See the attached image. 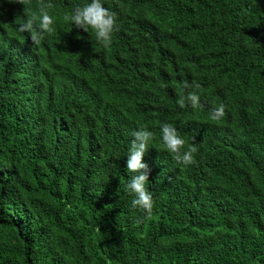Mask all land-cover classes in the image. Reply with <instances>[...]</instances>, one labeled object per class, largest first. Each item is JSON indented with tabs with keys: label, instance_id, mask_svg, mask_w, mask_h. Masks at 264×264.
<instances>
[{
	"label": "trees",
	"instance_id": "trees-1",
	"mask_svg": "<svg viewBox=\"0 0 264 264\" xmlns=\"http://www.w3.org/2000/svg\"><path fill=\"white\" fill-rule=\"evenodd\" d=\"M44 2L55 31L37 46L0 0V264H264V0H102L107 49L62 19L91 0ZM191 90L202 106L181 108ZM165 122L195 163L163 146ZM141 126L150 219L127 190Z\"/></svg>",
	"mask_w": 264,
	"mask_h": 264
},
{
	"label": "clouds",
	"instance_id": "clouds-1",
	"mask_svg": "<svg viewBox=\"0 0 264 264\" xmlns=\"http://www.w3.org/2000/svg\"><path fill=\"white\" fill-rule=\"evenodd\" d=\"M24 6L23 23L19 24L17 31L19 33H29L30 39L34 45L39 46L45 38V35L52 34L55 31V19L49 14V9L54 5L51 2L45 3L40 0L38 12L31 11V0H15ZM65 23H71L77 28L88 32L91 29L96 40L109 48L113 42V33L119 30L117 23V13L106 8L102 0H91L90 3L77 5L71 12L63 15ZM201 85L193 82L183 84L184 89H200ZM178 105L183 108L186 103L192 108L201 107L200 95L197 91H187L177 100ZM226 106L221 103L214 107L209 116L211 120L218 121L225 116ZM155 133L148 130L147 126H141L138 130L132 132L133 139L127 155L126 168L134 173L130 182L127 184V190L134 194L131 201L133 209H140L145 213V218L150 219L154 201L151 192L146 188L149 182L150 168L143 162L144 154L150 148L149 144L155 139ZM160 138L167 151L173 154V158L184 166L195 163L194 155L198 152V146L195 137L191 138V143L182 138L173 123H162L160 125ZM187 145V147H185ZM136 223H141L137 220Z\"/></svg>",
	"mask_w": 264,
	"mask_h": 264
}]
</instances>
